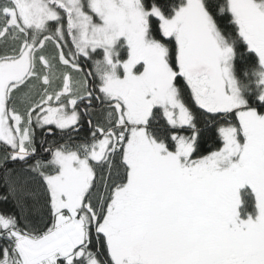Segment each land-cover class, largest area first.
I'll return each instance as SVG.
<instances>
[{
	"label": "snow or ice",
	"instance_id": "1",
	"mask_svg": "<svg viewBox=\"0 0 264 264\" xmlns=\"http://www.w3.org/2000/svg\"><path fill=\"white\" fill-rule=\"evenodd\" d=\"M0 264H264V0H0Z\"/></svg>",
	"mask_w": 264,
	"mask_h": 264
},
{
	"label": "trees",
	"instance_id": "2",
	"mask_svg": "<svg viewBox=\"0 0 264 264\" xmlns=\"http://www.w3.org/2000/svg\"><path fill=\"white\" fill-rule=\"evenodd\" d=\"M3 208H9V209H10V205H3V204H0V209H3Z\"/></svg>",
	"mask_w": 264,
	"mask_h": 264
}]
</instances>
